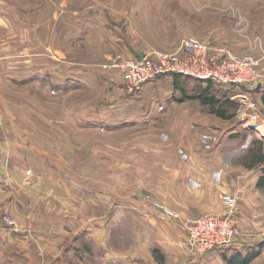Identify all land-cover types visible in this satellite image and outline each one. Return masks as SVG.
Wrapping results in <instances>:
<instances>
[{
    "label": "rangeland",
    "instance_id": "rangeland-1",
    "mask_svg": "<svg viewBox=\"0 0 264 264\" xmlns=\"http://www.w3.org/2000/svg\"><path fill=\"white\" fill-rule=\"evenodd\" d=\"M13 4L17 11L5 10L0 24V153L11 149L23 179L19 175L9 201L28 202L34 218L51 220L39 229L53 241L65 237L60 247L68 246V264H82V249L80 259L87 264H198L195 259L207 251L236 247L242 232L232 193L219 196L235 198L233 207L223 201L224 215L240 231L233 243L204 252L189 246V225L213 214L200 211L206 208V193L199 195L204 180L186 175L223 136L239 138L242 146L251 138L261 141L256 129L247 127L251 131L245 134L244 128L264 119V103L251 91L264 92V0ZM100 31L110 34L109 42L98 38ZM190 37L255 56L262 85L225 86L186 77L181 90L174 76L163 75L139 91L129 88L123 59L172 52ZM240 41H247V50H238ZM138 44L144 45L142 55L123 50ZM199 93L217 100L214 106L193 97ZM251 101L256 106H249ZM221 105L227 119L215 112ZM251 145L234 156L244 161ZM5 179L0 176L2 194L11 187ZM12 216L2 219L15 223ZM263 231L251 242L264 241ZM45 255L36 252V259Z\"/></svg>",
    "mask_w": 264,
    "mask_h": 264
},
{
    "label": "crops",
    "instance_id": "crops-1",
    "mask_svg": "<svg viewBox=\"0 0 264 264\" xmlns=\"http://www.w3.org/2000/svg\"><path fill=\"white\" fill-rule=\"evenodd\" d=\"M10 1L11 5H7L4 4V0H0V24L2 23V13L5 10L17 11L18 6L13 4V0ZM105 32L100 31L98 38L109 42L111 36ZM137 34H140L139 31ZM243 43L240 41V45H237L238 50L248 49L247 41ZM123 50L130 54L142 55L144 45L125 46ZM251 91L264 103V92L259 96V89L255 88L254 91ZM245 127V134H250L251 131L247 127L256 129L261 141L251 138L250 142L246 141V146H242L243 142L239 141V138L230 137L231 139H229L223 136L214 152L196 160L187 171V178L196 180L201 177L204 180L205 184L202 186L206 189L204 188V191L199 193V195L206 193V208L200 209L202 213L224 215L227 208L219 195L232 193L236 196L235 221L239 224L242 232V236L237 238V242L233 245L236 247L231 251L229 249L221 250V253H217L216 250L207 251L206 255L198 256L195 259V262H199L198 264H264V241L251 242L257 240L260 232L264 229V119L259 123H252ZM235 130L230 132H235ZM242 131L243 129H241ZM236 136L233 135V137ZM238 144L242 146V149H239ZM249 144L252 145L244 156L246 157L244 161L242 158L234 156L239 150L250 146ZM16 159V155L11 153V149L10 152L0 153V176L6 178L5 182L11 183V187H5L4 194L0 193V264H62L63 262L68 264L64 260V255L70 253V251H66L68 246L65 249L60 247L62 240L65 242V237L53 241L51 235L44 236L39 229L40 226H50L51 220L47 218V222L44 219L40 222L34 218L30 214L32 209L28 202L13 203L12 200L9 201L12 199L9 195L11 188L17 179L22 178L15 165ZM230 162L237 164L232 166ZM194 193L197 192L194 191ZM6 213L13 215L15 224L3 221L2 216ZM64 216L67 219V215L64 214ZM62 222L68 223L64 219ZM90 236L94 238L92 234ZM245 241L249 243L248 246L245 245ZM40 251L47 252L42 261L36 259V252ZM83 251L85 250H79L81 256L78 257V260L82 264H87L80 259L86 253ZM181 252L186 256L185 251ZM51 254L55 255L54 259H51ZM56 255L62 263L56 262ZM109 264L119 263L116 260H111Z\"/></svg>",
    "mask_w": 264,
    "mask_h": 264
},
{
    "label": "built area",
    "instance_id": "built-area-1",
    "mask_svg": "<svg viewBox=\"0 0 264 264\" xmlns=\"http://www.w3.org/2000/svg\"><path fill=\"white\" fill-rule=\"evenodd\" d=\"M227 52L225 49H215L196 37H190L175 51L155 52L139 59H123L120 66L124 69L127 85L132 91L141 90L146 83L157 77L175 74L225 86L262 85L260 61L255 56ZM114 63L117 65V60ZM243 97L247 98L246 95ZM249 106L256 105L251 101ZM255 116H251V119H255ZM222 199L230 207L235 205L232 195L224 194ZM4 220L8 224H15L13 220ZM188 229V244L197 252L230 245L240 233L233 220L226 215L198 218Z\"/></svg>",
    "mask_w": 264,
    "mask_h": 264
},
{
    "label": "trees",
    "instance_id": "trees-1",
    "mask_svg": "<svg viewBox=\"0 0 264 264\" xmlns=\"http://www.w3.org/2000/svg\"><path fill=\"white\" fill-rule=\"evenodd\" d=\"M171 76H174V85H176V86H178L181 90H183L184 88L183 87H181V85H180V80L181 81H183L182 79L183 78H186V77H183V76H180V75H177V74H175V75H171ZM200 81V80H199ZM210 83V82H209ZM175 86V87H176ZM204 92H206V89L205 90H203V92L202 93H204ZM183 97H185V95H182ZM187 98H191L192 96H186ZM193 97H198V98H201L204 102L205 101H208V102H212V106H214V102L215 101H217V100H214L213 101V98L212 97H210L211 99H209V97H204V96H202V94H200L199 93V96H197V95H195V96H193ZM206 98V99H205ZM210 100V101H209ZM218 102H220L219 100H218ZM231 104L233 103V105H235L236 106V104H235V102H233V101H231L230 102ZM216 114L218 115V116H221V117H224V118H226L227 117V115H226V111H224V109L222 108V105H221V107H219V108H217L216 109Z\"/></svg>",
    "mask_w": 264,
    "mask_h": 264
}]
</instances>
